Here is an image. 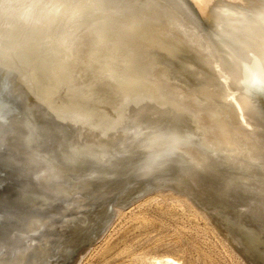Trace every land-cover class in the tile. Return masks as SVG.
<instances>
[{
    "label": "bare ground",
    "instance_id": "6f19581e",
    "mask_svg": "<svg viewBox=\"0 0 264 264\" xmlns=\"http://www.w3.org/2000/svg\"><path fill=\"white\" fill-rule=\"evenodd\" d=\"M0 162V264H54L85 213L197 176L234 206L227 241L264 257V0H0Z\"/></svg>",
    "mask_w": 264,
    "mask_h": 264
},
{
    "label": "rangeland",
    "instance_id": "374dc122",
    "mask_svg": "<svg viewBox=\"0 0 264 264\" xmlns=\"http://www.w3.org/2000/svg\"><path fill=\"white\" fill-rule=\"evenodd\" d=\"M108 49L111 50L110 48ZM114 54V56L117 55L116 52ZM87 73L86 71L83 76H87ZM44 89L45 88L41 89L42 92L45 91ZM54 94H59V96L57 95L58 99H56L57 96ZM54 94L51 96L52 99L55 102H58V100L60 101L62 95H60L59 92ZM107 94L101 95L97 100H95L94 95L91 96L88 100L94 105L91 107L95 108L92 110V108L89 107V109H91L92 112L103 111L104 114H107L105 110L98 106L103 103L102 100L107 99L111 93L107 92ZM117 94L116 96L114 94L115 97L113 96L112 100L110 99L111 104L109 101V104H106V106H112L114 108H117V106L119 107L118 102L120 96L119 94L117 96ZM98 101H101V103ZM70 103L71 105L75 103L74 107L77 109L81 106V104H78V101L71 100ZM86 103L87 101L84 102L85 105ZM76 104H78V106ZM106 109L112 112L111 109ZM99 120L100 113H97V120L90 121L89 125L95 127L99 124ZM195 178L197 179L194 180V184H190L192 180L189 181L187 179H182L180 182V184H182L181 188L184 186L183 189L189 188L193 190L191 195L187 193V198L178 196L177 199H188L186 202L183 199L177 201L174 197L177 195L174 194V192L172 195L171 191L159 190L160 193H158V190H143L138 193L136 190V192L132 191L133 193L127 192L123 202L113 204L116 201H109L111 204L109 208L110 211L105 215V220L108 222L103 221V223H101V216L98 217L99 220L96 219V215L94 214L101 207V205H98L95 212H87L85 213L86 215L84 214L85 216L83 215L86 223H78L75 225L73 229H71V232L62 240L64 241L62 245L64 247L67 246L65 247V252L62 249V251L60 250L59 257L57 256L58 260H56L57 258L54 259V264H151L148 259L150 256L164 254L174 256L175 258L177 257L180 264H253L251 263L252 257H254L255 260L258 258L256 260V263L258 261L257 264H264V257H262L261 253H259L260 251L256 249V245L254 250L253 248L249 250L250 253L245 251V254L242 253L243 249L239 244L233 246L231 241H227L226 233L228 232L224 229L228 228L234 231L235 227L232 224L233 218H231L230 214L234 206H228L227 203L225 205L224 202L223 204V200L219 197V199L217 198V196L220 195L219 191L212 189V184L211 186L208 185V182L204 181V177L197 176ZM183 180L186 182H183ZM200 182L207 183L203 185ZM185 183H187V185ZM207 186H209V190ZM161 192H163V194ZM217 192L219 195H216ZM133 194L135 197H132ZM156 194H161V197L159 198V195ZM183 194L186 193H182V195ZM172 196L174 198H172ZM192 196L194 197L191 200ZM206 200H211L216 204L214 208L210 206L208 213L203 207V203H205ZM217 204L219 206H217ZM220 204L221 206L222 204L224 205L222 207L223 216L219 215L220 212L218 208L221 207ZM192 207L194 208L192 209ZM215 209L218 210V212H215ZM227 209H230L231 212ZM222 219L227 221V224L225 221H220ZM84 224L85 226H83ZM235 247H238V250ZM66 250L68 251L66 252Z\"/></svg>",
    "mask_w": 264,
    "mask_h": 264
},
{
    "label": "water",
    "instance_id": "95a60500",
    "mask_svg": "<svg viewBox=\"0 0 264 264\" xmlns=\"http://www.w3.org/2000/svg\"><path fill=\"white\" fill-rule=\"evenodd\" d=\"M86 14L85 16L82 14H78L74 17L75 20H77L76 22H83V20H87V14L89 12H87L85 10ZM97 12V11H95ZM99 12V10H98ZM98 14V13H96ZM75 26H80L79 24H76ZM145 58L148 57V55L145 53V55H142ZM144 59V58H143ZM156 63H152L146 66V69L148 68L149 70L153 69ZM147 69V70H148ZM148 74V73H147ZM141 77L145 78V74L142 75ZM55 113V112H54ZM0 166H1V162H0ZM18 207L17 202H16V198H15V194L13 192V190L11 189L10 186V182L8 180H0V210L4 211V212H10L14 209H16ZM0 227H1V221H0Z\"/></svg>",
    "mask_w": 264,
    "mask_h": 264
}]
</instances>
